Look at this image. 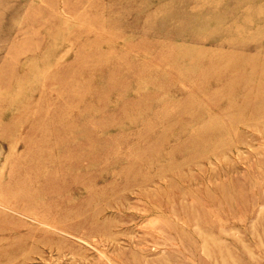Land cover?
I'll list each match as a JSON object with an SVG mask.
<instances>
[{
    "label": "rangeland",
    "instance_id": "1",
    "mask_svg": "<svg viewBox=\"0 0 264 264\" xmlns=\"http://www.w3.org/2000/svg\"><path fill=\"white\" fill-rule=\"evenodd\" d=\"M0 264H264V0H0Z\"/></svg>",
    "mask_w": 264,
    "mask_h": 264
}]
</instances>
